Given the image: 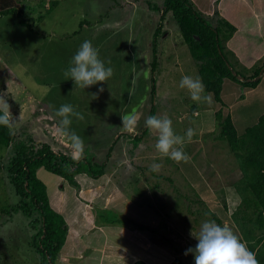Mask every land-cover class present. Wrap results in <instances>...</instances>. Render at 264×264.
<instances>
[{"label":"rangeland","instance_id":"1","mask_svg":"<svg viewBox=\"0 0 264 264\" xmlns=\"http://www.w3.org/2000/svg\"><path fill=\"white\" fill-rule=\"evenodd\" d=\"M206 1L194 3L199 10ZM37 2L22 4L30 7L26 16L32 30L19 26L16 16L0 18V96L17 119L13 128L23 126L37 141L71 150L70 142L58 131L60 118L55 115L62 104H71L84 116L83 120L72 118L71 130L83 139L85 156L104 161L109 148L112 150L106 172L97 181L85 174L76 176L79 191L56 179L62 184L59 189L58 183L54 186L56 200L71 202L68 212L74 215L66 220L70 231L57 264H131L129 260L169 264L195 248V236L204 221L212 220L210 214L216 215L222 226H229L227 214L235 204L230 184L241 173L226 143L217 139L214 113L219 105L213 97L211 104L194 102L189 92L179 87L182 76H198L197 68L187 47L181 45L177 25L165 20L162 24L167 33L157 41L156 92L151 96V41L159 15L147 5L160 6L163 0H61L45 15ZM106 13L108 17L97 23ZM42 15V21L38 20ZM83 20L91 25L73 37ZM85 40L99 50V58L112 68L113 75L106 83L82 89L64 72ZM229 59L242 69L232 56ZM228 85L222 93L227 107L221 109L231 115L241 135L264 115V77L248 94L231 84L226 95ZM100 88L104 91L98 92ZM151 105H155L156 116L172 120L176 134L184 136L187 129H194L191 142L184 145L190 157L187 163L163 157L155 148L157 133L151 130L132 151L124 136L146 128ZM132 115L137 124L125 126L122 120ZM11 155L10 149L0 146L2 165ZM153 164H160V169L152 171ZM7 192L11 202L17 200L2 171L0 194ZM48 192L52 194L49 187ZM81 194L86 197L84 205L78 201ZM88 203L92 207L86 206ZM97 209L115 212L119 219H131L145 229L99 227L95 223ZM26 225L25 218L15 216L0 227V264H36L27 245L30 230ZM187 255L190 264H195L193 254Z\"/></svg>","mask_w":264,"mask_h":264},{"label":"trees","instance_id":"2","mask_svg":"<svg viewBox=\"0 0 264 264\" xmlns=\"http://www.w3.org/2000/svg\"><path fill=\"white\" fill-rule=\"evenodd\" d=\"M194 1L163 0L160 6L147 5L159 15L151 41V96L154 98L156 92L157 41L167 33L162 24L165 20L167 24L177 25L182 38L181 45L187 47L198 76L205 85V92L210 93L220 107L214 113L219 127L217 139L226 143L241 173L240 178L230 184L234 189L232 200L235 204L227 214L229 226L235 229L243 241H247L249 250L256 252L259 264H264V115L239 135L231 115L221 109L227 107L222 98L227 83L230 84L228 88L235 84L248 94L256 90L264 77V61L258 65L264 58V0H212L213 6L208 4L211 2L208 0L205 2L208 6L198 7L200 11ZM23 2L26 0H0V18L16 16L19 26L32 30V24L26 16L30 7L23 6ZM60 2L38 0L37 7L45 15ZM101 16L97 23L107 18L108 13ZM166 16L169 20H166ZM43 18V15L39 16L38 20L42 21ZM85 25L91 24L86 20L81 21L73 37L78 36ZM229 56L242 67L241 70L235 68ZM230 92L231 88L226 95ZM155 112V105H151L149 116L155 115ZM22 127L8 129L0 126V146L12 152L6 164L2 165L0 158V173H5L17 198L11 202L8 192L0 194V227L12 222L15 216H22L30 230L27 245L37 258L36 264H57L69 228L65 218L51 207L47 186L37 176V172L42 169L60 177L79 191L76 176L85 174L95 180L103 176L112 150L109 148L104 161L84 154V158L77 162L73 159L72 149L55 148L50 143L39 142L30 131L25 132ZM148 130L145 128L137 134L124 136L130 141L132 151L140 145ZM224 207L227 209L226 205ZM114 213L107 209H97L95 223L99 227L145 229V226L131 219L123 216L119 219L118 214ZM210 217L222 226L223 222L216 215L210 214ZM188 258L189 255L181 254L169 264H190ZM133 264L147 263L136 260Z\"/></svg>","mask_w":264,"mask_h":264},{"label":"clouds","instance_id":"3","mask_svg":"<svg viewBox=\"0 0 264 264\" xmlns=\"http://www.w3.org/2000/svg\"><path fill=\"white\" fill-rule=\"evenodd\" d=\"M64 75L70 77L75 85L85 89L98 83H106L112 77L113 70L111 67H105L104 62L99 58V50L93 47L91 41L85 40L73 55ZM179 87L186 89L194 102L212 103V95L205 94V85L199 76H182ZM103 91V88L98 89V92ZM96 95V93L92 94L94 98ZM10 107L0 96V113H2L0 114V126L8 129L15 127L17 121ZM55 115L60 118L58 131L70 142L73 159L77 162L82 160L85 144L83 139L71 130V124L72 118L83 120V114L71 104H62L55 110ZM122 122L127 127L137 124L135 115L125 117ZM144 123L146 128L157 133L155 148L163 157H168L176 163H187L190 160L184 151V145L186 142H191L195 135L194 129H187L184 136L178 135L173 128L172 120L166 115L148 116ZM150 167L152 171H158L161 165L153 164ZM195 239L197 240L195 248H189L185 252V255L193 254L195 264H259L256 252L249 250L247 241H243L227 225L221 226L214 220H206L201 224Z\"/></svg>","mask_w":264,"mask_h":264},{"label":"crops","instance_id":"4","mask_svg":"<svg viewBox=\"0 0 264 264\" xmlns=\"http://www.w3.org/2000/svg\"><path fill=\"white\" fill-rule=\"evenodd\" d=\"M37 176L43 181V183L47 186V193H48V197H49V201H50V205H51V207L55 210V211H57L58 213H60L64 218H65V220H67L68 218H70V217H73L74 215H70V213L68 212V210H69V208L71 207L70 205H71V202L70 203H68V202H66V203H64L63 204V202H60L59 200L57 201L56 200V197L54 196V194H53V190H54V186L57 184V186H58V189H59V187H61L62 186V184H59L60 183V180H59V182H58V180H56V179H61V178H56V176H53L52 174H49V173H47V172H45L44 170H42V169H40V170H38V172H37ZM92 180H95V179H92ZM77 182H78V184H79V186H80V182H79V180H76ZM95 181H97V179L95 180ZM90 184H92V182L90 183ZM93 185V184H92ZM48 187H49V190L52 192V194H50L49 192H48ZM80 189H81V186H80ZM88 192H84V196H88V194H87ZM84 196H82V194H81V197L80 198H83L84 200H82V199H78V201L80 202V204H85V199H86V197H84ZM55 198V199H54ZM58 199V198H57ZM82 202H84V203H82ZM73 205V204H72ZM86 206H88V207H92L89 203H88V205H86ZM68 223V222H67ZM77 223H78V225H76L77 226V228L78 229H81V227H82V225H81V223L77 220ZM95 225V224H94ZM90 226H93V225H91V223H90ZM69 231H70V227H69ZM69 231H68V234H69ZM65 246V245H64ZM63 246V247H64ZM59 258V257H58ZM58 260V259H57ZM135 261V260H134ZM133 261V262H134ZM131 260H129L128 261V263H133ZM98 264H99V262H98Z\"/></svg>","mask_w":264,"mask_h":264}]
</instances>
